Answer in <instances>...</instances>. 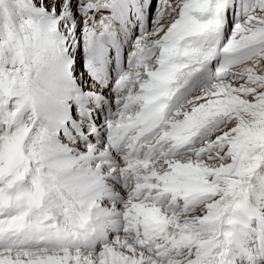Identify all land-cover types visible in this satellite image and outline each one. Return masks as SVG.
<instances>
[{"label":"snow or ice","instance_id":"obj_1","mask_svg":"<svg viewBox=\"0 0 264 264\" xmlns=\"http://www.w3.org/2000/svg\"><path fill=\"white\" fill-rule=\"evenodd\" d=\"M0 264H264V0H0Z\"/></svg>","mask_w":264,"mask_h":264}]
</instances>
